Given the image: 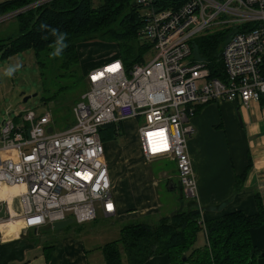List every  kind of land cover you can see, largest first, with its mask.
<instances>
[{"label":"built area","instance_id":"1","mask_svg":"<svg viewBox=\"0 0 264 264\" xmlns=\"http://www.w3.org/2000/svg\"><path fill=\"white\" fill-rule=\"evenodd\" d=\"M136 3L143 59L126 67L114 53L92 66L87 89L72 106L71 125L55 131L50 112L33 110L13 118L8 113L0 122V185L22 186L9 199L0 198V225L18 219L25 229L38 228L69 217L84 223L98 209L114 212L99 130L127 119L137 122L144 161H173L183 196L193 199L186 150V135L194 132L190 118L203 104L236 101L248 107L264 94V0H185L163 9L155 0ZM15 13L0 16V22ZM237 25L251 26L228 37L221 51L224 76L210 77L205 63L190 58L192 40Z\"/></svg>","mask_w":264,"mask_h":264},{"label":"crops","instance_id":"2","mask_svg":"<svg viewBox=\"0 0 264 264\" xmlns=\"http://www.w3.org/2000/svg\"><path fill=\"white\" fill-rule=\"evenodd\" d=\"M89 67L92 66H87L85 71ZM205 116H210V122L213 118L220 119L221 128L210 127V122L203 119ZM190 120L194 134L187 139L186 150L195 180V198L180 200L168 215H163L156 188L162 183V177L154 179L146 161L133 162L125 174L120 170L111 171L110 162L130 159V155L116 139L104 142L115 211L106 215L98 209L94 220L73 221L59 229L51 224L25 229L18 219L5 231L0 225V264H106L103 247L118 239L121 226L128 222H152L159 216L191 208L199 210L201 223L236 210L252 215L257 213L256 194L264 211V102L253 100L248 107L236 101L211 102L199 106ZM134 122L131 138L142 158L136 135L137 122ZM244 171L246 174L236 189V177ZM172 175L164 177L170 189L176 187ZM0 186V193L8 199L4 187ZM203 235L205 244L204 232ZM250 235L261 252L255 264H264V224L251 229ZM142 264H170V261L166 254H160Z\"/></svg>","mask_w":264,"mask_h":264},{"label":"trees","instance_id":"3","mask_svg":"<svg viewBox=\"0 0 264 264\" xmlns=\"http://www.w3.org/2000/svg\"><path fill=\"white\" fill-rule=\"evenodd\" d=\"M184 1L155 0V5L163 9L176 7ZM15 11L17 13L10 18L16 20V30L0 37V58L25 48H32L37 59L42 54H53L63 75L69 79L62 90H74V82H77L74 77L86 78L78 49L86 40L96 38L115 43L117 56L126 67L143 59L146 46L138 37L141 17L136 0L0 2V16ZM247 26L251 25L225 27L196 36L191 42L190 58L205 63L210 77L223 78V44L232 33L244 31ZM42 63L39 61L41 66ZM56 96L54 92L47 99ZM260 100L264 102V94ZM122 129V123H107L101 126L99 134L102 141L107 142L115 140ZM245 174L246 171L237 175L236 189ZM255 199L257 213L252 215L236 210L201 223L199 210L191 208L159 216L152 222H128L121 226L118 239L103 247L106 264H120L122 255L127 264H142L149 257L160 254H166L170 264H255L261 252L252 243L250 231L264 224L260 196L256 194ZM200 230L205 233L206 241L203 247L197 248L194 243Z\"/></svg>","mask_w":264,"mask_h":264},{"label":"rangeland","instance_id":"4","mask_svg":"<svg viewBox=\"0 0 264 264\" xmlns=\"http://www.w3.org/2000/svg\"><path fill=\"white\" fill-rule=\"evenodd\" d=\"M16 24L14 18L1 21L0 37L13 33L16 30ZM78 49L81 55V66H84V74L87 72L85 71L87 66L97 65L98 61L118 53L115 43L104 42L96 38L86 40L78 46ZM149 57L150 55L147 56V59ZM39 61L43 62L42 66ZM74 79L77 80V82H74V90H62L61 87L68 84L69 79L63 75V70L60 68L56 57L53 54H42V57L37 59L32 48H25L9 57L0 58V122L8 117V113L13 118L19 113L24 114L27 110L35 111L37 115L48 111L51 114V125L55 131L66 128L74 122L73 102L75 103L77 98L87 89L86 79L78 77H74ZM54 92L57 93V96L51 100L47 99V96ZM26 96L28 98L24 101L23 99ZM203 119L210 122L211 118L205 116ZM138 122H141V118L138 119ZM124 123L123 131L121 130L115 141L119 146L122 145L123 150L130 155V159L124 161L119 159V161L110 162L109 164L111 171L120 170L122 174L132 168L133 162H145L140 157L131 138L135 130L134 120L133 122L125 121ZM220 125H222L220 119L213 118L210 122V127L220 129ZM193 134L186 135V144L187 139L189 140ZM147 164L149 165L150 175L154 179L162 177V183L157 185L156 188L158 189L159 200L162 203V210L165 212L163 215H168L174 206L180 204V200L186 199L184 196H180L182 193L178 187L175 163L170 160H157L147 162ZM168 175H172L175 188L170 189L165 184L166 179L164 177ZM0 198H4L1 193ZM12 222V219L3 222L1 224L2 231L11 227ZM204 240L203 232L200 230L197 233L194 247H203ZM124 259L125 256H122V263L127 264Z\"/></svg>","mask_w":264,"mask_h":264},{"label":"water","instance_id":"5","mask_svg":"<svg viewBox=\"0 0 264 264\" xmlns=\"http://www.w3.org/2000/svg\"><path fill=\"white\" fill-rule=\"evenodd\" d=\"M28 98V96L24 97V101ZM51 128H48V131H50ZM5 204L4 203H1L0 204V217H4L5 216ZM73 222V219L71 217L69 218H66L64 220H60V221H55L52 226L54 229H59V228H62L63 226L69 224V223H72Z\"/></svg>","mask_w":264,"mask_h":264},{"label":"bare ground","instance_id":"6","mask_svg":"<svg viewBox=\"0 0 264 264\" xmlns=\"http://www.w3.org/2000/svg\"><path fill=\"white\" fill-rule=\"evenodd\" d=\"M2 186L4 187V189L6 191V194L8 196V199L11 196H13V195L18 194L22 190V186L21 185H12V186L2 185Z\"/></svg>","mask_w":264,"mask_h":264},{"label":"snow or ice","instance_id":"7","mask_svg":"<svg viewBox=\"0 0 264 264\" xmlns=\"http://www.w3.org/2000/svg\"><path fill=\"white\" fill-rule=\"evenodd\" d=\"M109 207H111V206H109Z\"/></svg>","mask_w":264,"mask_h":264}]
</instances>
